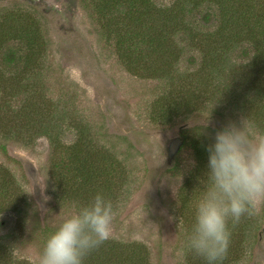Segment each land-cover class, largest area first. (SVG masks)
<instances>
[{"label":"rangeland","instance_id":"obj_1","mask_svg":"<svg viewBox=\"0 0 264 264\" xmlns=\"http://www.w3.org/2000/svg\"><path fill=\"white\" fill-rule=\"evenodd\" d=\"M215 1L194 0L199 3V11L194 13L188 11L194 8L193 0H178L176 5L184 3L186 20L195 21V16ZM174 2L152 0L157 9ZM238 3L254 4V13L264 20V0H237L233 6L227 1L226 9H242ZM135 7L140 13H127L125 24L118 25L117 12L103 17L92 2L84 7L80 0H0V22L10 23L8 29L12 31L18 25L11 14L27 11L33 19L29 37H36L46 47L41 56L43 70L30 74L33 85L26 88L27 93L17 89L22 93L16 98V107L25 103L33 111L42 105L69 106L72 114L91 123L99 142L121 162L128 183L119 187L122 192L118 195L117 191L114 199L110 192L103 191L114 205L111 234L105 242L127 248L123 255L119 249L114 252L115 259L127 264L124 259L130 256L131 249L141 248L148 252L146 264H204L185 249L195 202L203 186L190 184V202L182 210L181 187L185 177L195 176L198 168L193 149L182 148L183 131L202 126L204 133L215 135L227 123L239 122L244 116L231 110L218 115L206 109L175 117L170 123L162 122L154 108L166 90L149 76L169 70L165 64L173 66L178 75L193 70L188 60L190 50H184L186 42L181 34L158 36L163 24L170 25L167 16V20H158L154 14L149 25L151 36H138L142 31L138 20L144 10L140 3ZM3 37L0 29V39ZM119 40L134 41V49H145L150 59L125 56L127 45L119 46ZM6 92L0 91V97ZM1 124L5 125L3 119L0 128ZM2 136L0 141L8 151L5 154L0 150V170L12 188H7V195L0 193V220H6L2 226L0 223V248L5 255L0 264H39L49 235L84 203L78 195L69 197L71 192L59 188V180L52 174V147L46 137L25 144ZM64 138L72 142V132L67 131ZM60 191L69 194L59 200ZM257 210L263 211L260 230L247 234L244 243L240 232L243 222L240 220L234 227L230 224L232 235L223 264H264V204Z\"/></svg>","mask_w":264,"mask_h":264},{"label":"trees","instance_id":"obj_2","mask_svg":"<svg viewBox=\"0 0 264 264\" xmlns=\"http://www.w3.org/2000/svg\"><path fill=\"white\" fill-rule=\"evenodd\" d=\"M227 1L232 2L231 6L237 3V0L209 2V7L202 9L198 17L195 16L198 21L186 20L184 3L176 5L178 0L163 9H157L152 0H80V3L87 7L92 2L103 17L109 12H117L120 15L118 25L125 24L127 13L137 10L139 14L140 10L135 6L140 3L144 11L138 20L142 29L138 36H151L149 25L154 14H157L158 20L166 16L170 20V25L163 24L158 36L182 35L186 42L184 50H190L188 60L193 70L178 75L173 72V66L165 64L164 67L169 66V70L149 76L164 85L166 90L154 108V114L162 122L170 123L175 117L191 116L194 112L201 113L206 109L218 115L231 110L254 120L258 128L264 131V20L254 13V4L245 6L238 3L243 8L231 12L226 9ZM192 4L194 8L188 11H199V3L193 0ZM11 17L18 25H14L12 31L8 29L11 28L10 23L0 22L1 35L4 36L0 39V91L4 93L8 90L7 94H3L6 96L0 97V121H5V125L1 124L0 135L6 140L25 144L35 142L41 136L48 139L53 152L52 174L59 180L60 189L71 192L60 191L59 200L68 193L69 197H81L85 205L97 191L110 192V197L114 199L117 191L118 195L122 192L118 190L119 187L127 181L124 180L121 162L99 142L90 122L72 114L69 106L59 108L42 105L33 111L25 103L16 107V98L22 93L17 89H24L27 93L26 88L33 85L30 74L43 70L44 59L41 56L46 47L36 37H29L33 33H30V20L33 22V19L27 11L11 14ZM118 44L127 45L128 52L124 49L123 53L129 58L131 54L134 59H150V55L144 53L145 49L140 52L134 49L137 48L134 41L119 40ZM158 49L163 52L162 46ZM67 131L73 134L70 143L64 138ZM214 136L204 133L202 126L183 131L182 148L190 146L193 149L198 168L195 176L185 177L181 187L179 201L182 210H186V203L190 202V184L194 182L203 186L208 160L206 149ZM0 150L7 154V145L2 140ZM7 188H12V185L5 180V173L0 170V193L7 195ZM262 213V210L256 209L253 215L241 218L243 243L247 234L260 230ZM0 223L2 226L6 220L1 219ZM114 244L102 243L87 255L84 264H117L119 260L112 254L119 249L123 255L127 248ZM147 254L141 248L131 249L130 256L124 260L127 264H146ZM2 257L5 255L0 248V259Z\"/></svg>","mask_w":264,"mask_h":264},{"label":"clouds","instance_id":"obj_3","mask_svg":"<svg viewBox=\"0 0 264 264\" xmlns=\"http://www.w3.org/2000/svg\"><path fill=\"white\" fill-rule=\"evenodd\" d=\"M207 125V119L202 123ZM206 179L195 202L185 249L204 264H223L231 226L264 204V131L249 117L229 122L207 146ZM114 205L97 191L47 238L39 264H84L110 238Z\"/></svg>","mask_w":264,"mask_h":264},{"label":"water","instance_id":"obj_4","mask_svg":"<svg viewBox=\"0 0 264 264\" xmlns=\"http://www.w3.org/2000/svg\"><path fill=\"white\" fill-rule=\"evenodd\" d=\"M181 142L179 141L178 144H180Z\"/></svg>","mask_w":264,"mask_h":264}]
</instances>
